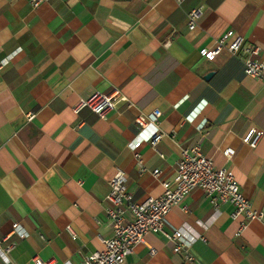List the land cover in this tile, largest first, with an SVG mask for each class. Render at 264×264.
<instances>
[{
    "label": "crops",
    "instance_id": "0c3cea01",
    "mask_svg": "<svg viewBox=\"0 0 264 264\" xmlns=\"http://www.w3.org/2000/svg\"><path fill=\"white\" fill-rule=\"evenodd\" d=\"M199 5L191 30L187 13ZM228 31V41L241 35L245 46H260L264 60V0H48L37 8L0 0V247L11 246L0 264H82L112 236L106 195L116 171L136 200L159 196L181 150L197 143L233 170L262 216L238 234L244 218H232L233 205L215 207L196 187L165 225L196 237L195 259L150 232L124 264H264V80L244 72L243 49L211 60L200 53ZM114 87L120 96L105 117L74 111ZM154 109L165 133L157 150L152 126L137 120ZM252 127L263 132L256 147L245 141Z\"/></svg>",
    "mask_w": 264,
    "mask_h": 264
},
{
    "label": "built area",
    "instance_id": "2783aa9c",
    "mask_svg": "<svg viewBox=\"0 0 264 264\" xmlns=\"http://www.w3.org/2000/svg\"><path fill=\"white\" fill-rule=\"evenodd\" d=\"M46 1L48 0H29L34 8ZM203 12V5H199L187 13L188 26L191 30L196 28ZM232 36L233 31H228L216 40L213 48H201V55L211 60L222 49H227L232 54L243 49L245 53L243 57L244 72L249 76L264 80V60L260 57L261 47L245 46V39L241 35L228 41ZM119 96L120 89L117 87L108 93L96 92L91 97L82 99L74 107V111L78 113L82 107H88L100 117H105L113 109L114 101ZM161 116L162 111L154 109L148 115L147 120L142 115L137 119L140 124L152 126L153 130L148 139L154 148L165 136L159 127ZM262 134L263 132L257 127H252L245 137V141L251 147H256ZM140 143L141 140L138 139L131 146L136 149ZM224 153L230 157L233 155L234 149L227 148ZM135 156L140 172H147L148 169L141 154L136 152ZM152 173L158 178L161 170L155 168ZM161 183L163 192L159 196H149L143 201H138L128 188L125 171L122 169L116 171L109 181V190L106 195L108 203L106 213L112 227V236L109 238L100 237L103 244L102 249L83 256L82 264H124L125 258L134 251L138 243L144 241L145 235L150 232L165 235L173 243L174 252L183 254L187 261H193L195 258L191 254L190 248L196 237H188L181 228H175L172 232H168L165 230V225L171 208L179 204L196 187L206 193L215 207H218L222 202L233 205L232 218L238 219L241 216L244 218L241 221L238 234L249 221L262 216L261 211L251 207V203L242 192L233 170L227 167H217L211 157L203 154L199 143L181 150L173 181L161 180ZM19 227L18 222L13 223V231H18ZM20 234L25 235L22 232ZM73 235L75 236L74 233ZM4 238L6 239V237ZM10 250V245L0 247V256L5 261L9 260ZM150 251L153 254L156 249L151 247ZM34 262L48 264L39 257H35Z\"/></svg>",
    "mask_w": 264,
    "mask_h": 264
},
{
    "label": "water",
    "instance_id": "95a60500",
    "mask_svg": "<svg viewBox=\"0 0 264 264\" xmlns=\"http://www.w3.org/2000/svg\"><path fill=\"white\" fill-rule=\"evenodd\" d=\"M211 74H212V73H209V74L207 75V77H210V76H211Z\"/></svg>",
    "mask_w": 264,
    "mask_h": 264
}]
</instances>
